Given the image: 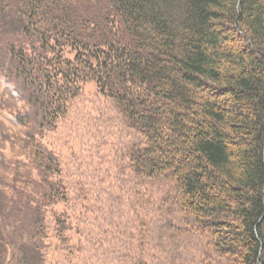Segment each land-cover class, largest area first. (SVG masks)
<instances>
[{
  "label": "trees",
  "instance_id": "trees-1",
  "mask_svg": "<svg viewBox=\"0 0 264 264\" xmlns=\"http://www.w3.org/2000/svg\"><path fill=\"white\" fill-rule=\"evenodd\" d=\"M0 11V25L19 29L6 66L26 108L18 148L49 184L43 211L54 221L47 230L32 197L10 189L12 210L32 216L30 240L10 257L0 242V264H189L152 236V218L134 214L139 235L101 228L82 239L55 210L68 202L48 175L62 170L41 139L90 83L139 138L127 153L138 183H173L164 206L193 220L184 235L228 264H264V0H0ZM19 172L13 183L35 189Z\"/></svg>",
  "mask_w": 264,
  "mask_h": 264
},
{
  "label": "rangeland",
  "instance_id": "rangeland-1",
  "mask_svg": "<svg viewBox=\"0 0 264 264\" xmlns=\"http://www.w3.org/2000/svg\"><path fill=\"white\" fill-rule=\"evenodd\" d=\"M9 10L5 7L2 11L9 13ZM10 20L16 23L19 21L18 15L11 13ZM15 28L17 31L14 26L0 25V226L3 227L0 230V242L4 245L7 257L16 252L20 238L30 240L29 226L32 221L28 212L22 216L12 210V188L24 196L32 197L35 203L30 207H41L47 230L54 225L51 216L43 211L44 205L48 203L41 196L49 184L41 183L44 174L37 172L35 165H24L18 146L23 145L25 130L20 131L19 126L13 124L18 112L23 114L26 109L17 82L6 70L8 46L18 39L16 34L19 29L17 26ZM116 113L114 103L102 96L94 83H90L84 88L83 95L72 103L68 117L42 137L45 152L59 162L62 170L60 176L54 173L48 175V180L51 183L60 181V185L62 183L68 202L56 206L55 210L68 212L74 226L78 225L82 229V239L97 236L101 228L108 232H133L139 235V223L134 216L138 213L144 219H153L156 231L152 236L163 237L170 242L167 251L173 260L189 264H228L226 259L211 250L206 251L199 238L184 235V228L194 222L184 218L176 208L167 209L164 206L168 205L167 199L175 195L170 180H144L138 183L139 180L129 169L127 153L131 142L139 138ZM18 171L22 172L18 173L17 178H29L36 184L35 189L13 183V176ZM23 198L26 202L27 198ZM14 199L26 206L23 200ZM148 200L151 204L147 207L145 204ZM26 204L28 206L30 203ZM147 208L152 213L144 215V209ZM74 236L79 238V234ZM46 264L51 263L49 261Z\"/></svg>",
  "mask_w": 264,
  "mask_h": 264
},
{
  "label": "bare ground",
  "instance_id": "bare-ground-1",
  "mask_svg": "<svg viewBox=\"0 0 264 264\" xmlns=\"http://www.w3.org/2000/svg\"><path fill=\"white\" fill-rule=\"evenodd\" d=\"M166 177H167V175H166ZM170 178V177H169ZM204 244V243H203ZM204 246V245H203ZM207 246V245H206Z\"/></svg>",
  "mask_w": 264,
  "mask_h": 264
}]
</instances>
